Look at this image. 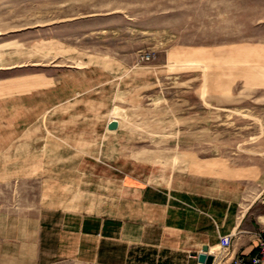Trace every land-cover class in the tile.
I'll return each instance as SVG.
<instances>
[{"label":"rangeland","instance_id":"obj_1","mask_svg":"<svg viewBox=\"0 0 264 264\" xmlns=\"http://www.w3.org/2000/svg\"><path fill=\"white\" fill-rule=\"evenodd\" d=\"M30 86L120 122L121 174L264 185V0H0V88Z\"/></svg>","mask_w":264,"mask_h":264},{"label":"crops","instance_id":"obj_2","mask_svg":"<svg viewBox=\"0 0 264 264\" xmlns=\"http://www.w3.org/2000/svg\"><path fill=\"white\" fill-rule=\"evenodd\" d=\"M4 88L0 264H200L203 247L212 264L248 262L264 232V214L253 211L264 185L160 169L121 174L101 145L120 122L111 132L85 104L55 102V86ZM223 236L232 242L225 253Z\"/></svg>","mask_w":264,"mask_h":264},{"label":"built area","instance_id":"obj_3","mask_svg":"<svg viewBox=\"0 0 264 264\" xmlns=\"http://www.w3.org/2000/svg\"><path fill=\"white\" fill-rule=\"evenodd\" d=\"M231 238L223 236L219 238V246L222 253H225L231 247ZM231 264H264V232H259L256 235L254 250L246 263L243 257L238 256L234 258Z\"/></svg>","mask_w":264,"mask_h":264},{"label":"water","instance_id":"obj_4","mask_svg":"<svg viewBox=\"0 0 264 264\" xmlns=\"http://www.w3.org/2000/svg\"><path fill=\"white\" fill-rule=\"evenodd\" d=\"M117 128H118V124L115 121H112L107 125V129L109 131H116ZM207 253H208V248L203 247L202 253L197 256L198 263H200V264H212L213 257L210 255H207Z\"/></svg>","mask_w":264,"mask_h":264}]
</instances>
